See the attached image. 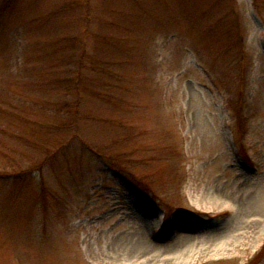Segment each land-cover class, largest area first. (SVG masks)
Returning <instances> with one entry per match:
<instances>
[{
	"label": "rangeland",
	"instance_id": "obj_1",
	"mask_svg": "<svg viewBox=\"0 0 264 264\" xmlns=\"http://www.w3.org/2000/svg\"><path fill=\"white\" fill-rule=\"evenodd\" d=\"M0 264H264V0H0Z\"/></svg>",
	"mask_w": 264,
	"mask_h": 264
}]
</instances>
